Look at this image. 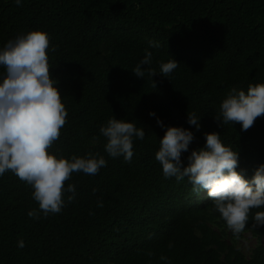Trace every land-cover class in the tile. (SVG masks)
Segmentation results:
<instances>
[{
	"label": "trees",
	"instance_id": "16d2710c",
	"mask_svg": "<svg viewBox=\"0 0 264 264\" xmlns=\"http://www.w3.org/2000/svg\"><path fill=\"white\" fill-rule=\"evenodd\" d=\"M35 30L48 34L50 73L68 113L49 153L103 157L106 166L74 172L65 189L75 185V198L65 192L61 211L46 217L31 185L11 171L0 176V264H264V226L253 227L264 207L250 210L237 237L206 189L165 178L155 158L175 126L194 134L184 166L212 132L237 151L245 179L264 164V116L247 131L214 119L233 88L264 83V0H0V51ZM146 51L157 73L162 62L179 65L168 77L138 78L132 71ZM5 74L0 65V82ZM193 112L199 130L187 123ZM113 117L144 128L130 162L105 151L100 128ZM34 209L39 218L28 216ZM246 233L258 240L249 256L238 245Z\"/></svg>",
	"mask_w": 264,
	"mask_h": 264
},
{
	"label": "clouds",
	"instance_id": "9594fccd",
	"mask_svg": "<svg viewBox=\"0 0 264 264\" xmlns=\"http://www.w3.org/2000/svg\"><path fill=\"white\" fill-rule=\"evenodd\" d=\"M15 2L21 6V0ZM149 44L159 47L153 41ZM48 48V34L35 30L9 41L0 51V65L6 69L0 82V176L11 171L31 185L33 198L45 217L61 211L65 192L72 194L67 197L68 201L75 198V185L68 184L65 189L66 181L74 172L96 175L106 166L103 157L73 155L68 160L48 151L59 139L68 115L56 87L57 81L50 73ZM151 64L152 53L146 51L132 73L142 79L146 73L152 79L157 74L168 77L179 65L174 59L162 62L157 73ZM153 87L156 88L154 80ZM149 115L155 116V113ZM261 116H264V83H257L250 84L247 92L233 88L220 105V115L214 119L220 126L240 124L242 130L247 131ZM187 123L200 129V118L194 112L187 113ZM157 124L165 128L158 118ZM100 133L107 138L105 151L114 158L122 155L126 162L133 157V138L143 140L145 137L144 128L114 117L100 128ZM193 140L194 134L188 129L168 126L155 158L162 165L165 178L175 177L181 181L187 177L195 193L206 189L214 209L238 237L248 224L250 210L264 207V164L255 170L251 180L245 179L236 170L237 151L225 146L219 133L212 132L205 133V145L192 150L184 166L182 152L189 151ZM98 206L102 207V203ZM39 211H29L28 216L39 218ZM253 221V227L264 226V211H257ZM24 246V241L19 240L18 247ZM160 259L166 261L167 257Z\"/></svg>",
	"mask_w": 264,
	"mask_h": 264
},
{
	"label": "rangeland",
	"instance_id": "374dc122",
	"mask_svg": "<svg viewBox=\"0 0 264 264\" xmlns=\"http://www.w3.org/2000/svg\"><path fill=\"white\" fill-rule=\"evenodd\" d=\"M264 244V240L262 241ZM239 248L242 252L249 256L252 249L258 245V240H256L250 233L243 234V238L239 241Z\"/></svg>",
	"mask_w": 264,
	"mask_h": 264
}]
</instances>
